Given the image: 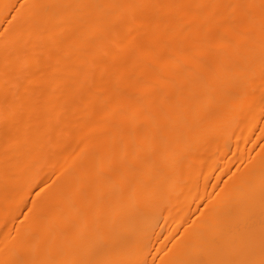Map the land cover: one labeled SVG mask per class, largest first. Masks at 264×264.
I'll list each match as a JSON object with an SVG mask.
<instances>
[{
  "label": "bare ground",
  "instance_id": "obj_1",
  "mask_svg": "<svg viewBox=\"0 0 264 264\" xmlns=\"http://www.w3.org/2000/svg\"><path fill=\"white\" fill-rule=\"evenodd\" d=\"M0 264H264V0H0Z\"/></svg>",
  "mask_w": 264,
  "mask_h": 264
}]
</instances>
